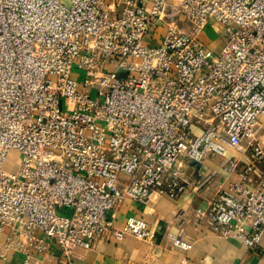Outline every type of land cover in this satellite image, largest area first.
Wrapping results in <instances>:
<instances>
[{
    "label": "built area",
    "instance_id": "built-area-1",
    "mask_svg": "<svg viewBox=\"0 0 264 264\" xmlns=\"http://www.w3.org/2000/svg\"><path fill=\"white\" fill-rule=\"evenodd\" d=\"M209 26L222 52L201 39ZM212 155L238 180L198 217L254 248L264 235V0H0V233L11 243L43 252L56 241L72 264L101 239L147 240L151 226H117V208L126 197L181 199L185 166Z\"/></svg>",
    "mask_w": 264,
    "mask_h": 264
},
{
    "label": "crops",
    "instance_id": "crops-1",
    "mask_svg": "<svg viewBox=\"0 0 264 264\" xmlns=\"http://www.w3.org/2000/svg\"><path fill=\"white\" fill-rule=\"evenodd\" d=\"M201 39L215 51L222 42L218 30L211 26ZM241 157L240 151L228 148L227 158ZM224 160L212 155L202 164L185 166V177L191 184L179 200L155 194L144 205L126 197L115 212L116 225H124L131 217L142 219L151 226V237L141 240L126 235L98 240L92 249H77L72 264H264V235L258 246L249 248L240 239L215 234L198 217L199 209H207L211 198L227 189L232 179L238 180V175H230L223 168ZM171 235L190 248L175 245ZM9 238V232L0 233V264H25L28 255L31 264H66L56 241H50L40 252L33 248L25 251ZM15 239L25 242L19 235Z\"/></svg>",
    "mask_w": 264,
    "mask_h": 264
},
{
    "label": "rangeland",
    "instance_id": "rangeland-1",
    "mask_svg": "<svg viewBox=\"0 0 264 264\" xmlns=\"http://www.w3.org/2000/svg\"><path fill=\"white\" fill-rule=\"evenodd\" d=\"M221 40V39H220ZM222 41V42H221ZM220 42V45H218L217 47H216V52L217 53H219V52H222V50H223V47H224V43H223V40H221ZM76 76V75H75ZM121 76H124V74L122 75L121 74ZM8 160L10 161V162H16L17 161V153L16 152H12L10 155H9V158H8Z\"/></svg>",
    "mask_w": 264,
    "mask_h": 264
},
{
    "label": "water",
    "instance_id": "water-1",
    "mask_svg": "<svg viewBox=\"0 0 264 264\" xmlns=\"http://www.w3.org/2000/svg\"><path fill=\"white\" fill-rule=\"evenodd\" d=\"M193 164H195V165H196V164H198V163L194 162Z\"/></svg>",
    "mask_w": 264,
    "mask_h": 264
}]
</instances>
